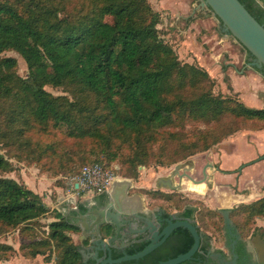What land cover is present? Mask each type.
Segmentation results:
<instances>
[{
    "label": "trees",
    "instance_id": "obj_1",
    "mask_svg": "<svg viewBox=\"0 0 264 264\" xmlns=\"http://www.w3.org/2000/svg\"><path fill=\"white\" fill-rule=\"evenodd\" d=\"M240 1L264 25V6L257 0ZM10 2L5 0L0 4V54L9 49L17 51L27 63L28 76L14 84L11 70L15 60L0 58V96L13 98L11 103L8 102V108H1L0 112L3 109L4 115L8 114V124L17 128L19 135L14 136L15 140L21 138L18 146L26 142L23 135L34 120L39 123L52 120L56 127L74 128L75 117L61 106L73 108L74 104L64 97L53 98L46 85H70L102 102L110 117H101L98 122H104L110 130L135 134L138 148L131 157V165L135 168L148 164L149 144L158 138L161 129L178 127L188 120H219L226 113L264 122V108H251L238 99L214 94L208 71L179 59L174 48L160 35L157 27L161 21L160 13L153 10L149 0H88L91 9L75 23L68 17L59 18L53 8L37 11L31 0ZM247 52L249 58H254ZM254 69L264 76V66H254ZM200 85V91H197ZM188 88L193 91L185 96L183 93ZM80 132H85L83 127ZM96 134L97 138H106L105 134ZM223 139L205 132L199 139L185 142L175 150L168 163L206 151ZM95 163L110 167L107 162L95 158L81 165L73 176L83 166ZM11 166L0 153V170L8 171ZM185 206L178 204L175 207L182 213ZM228 211L230 217H235L237 211L243 217H264V196ZM49 213V207L39 194L15 179L0 177V237L8 230L18 228L26 240L20 246L25 255L49 257L54 253L56 264H83L79 246L70 235L80 228L68 222L59 211L46 217L52 220L44 237L32 235L33 223ZM170 214L165 212V215ZM183 215L193 218L201 234L198 251L183 264H201L211 241L199 228L197 217H217V211L192 207ZM236 226L241 237L236 253L240 256L245 251L247 237L237 223ZM104 228L103 235L107 238L112 228L106 225L102 227L103 231ZM193 243L190 231L179 227L145 257L121 264H159L187 252ZM148 244V240L136 241L125 251L115 249L112 256L118 258L125 252L133 254ZM12 250V245L0 241V260L10 257L7 252Z\"/></svg>",
    "mask_w": 264,
    "mask_h": 264
},
{
    "label": "rangeland",
    "instance_id": "obj_2",
    "mask_svg": "<svg viewBox=\"0 0 264 264\" xmlns=\"http://www.w3.org/2000/svg\"><path fill=\"white\" fill-rule=\"evenodd\" d=\"M8 1L13 3L14 0ZM31 1L36 6L37 11L46 12V10L53 8L59 18L68 17L74 23L86 16V13L92 7L88 3V0ZM4 2L5 0H0V4ZM149 2L153 10L160 13L161 21L157 27L164 41L174 48L183 63L195 65L185 58L171 43L168 36L166 19L159 1L149 0ZM0 58H13L15 60L16 64L13 70H11V80L14 84L20 83L19 80L25 79L28 76L27 63L17 51L13 49L5 50L0 54ZM201 86L198 87L197 91H200ZM45 88L53 98L58 100V98L62 99L61 97H64L74 104L73 108L61 105L62 108L69 111L75 117L74 128L67 125L56 127L52 120L46 123H39L37 120H34L28 124L24 135L22 134L24 139H26V142L22 146H18V141L21 138H16L17 141L15 140V136L19 135L16 130L17 128H14L12 124H8L10 122L8 114L4 115L3 113V109L8 108V102L10 101L11 103L13 98L8 99L7 97L0 96V109L3 108L0 112V153L12 164L10 170H0V177L12 178L25 185L39 194L50 209L49 214L33 223V236L44 237L46 235L48 231L47 225L52 220V218L46 217H52L54 211H58L54 207L60 195L59 190H57L58 188L62 190L64 195H69V198H66L64 203L71 201L74 204L76 203L75 200L80 201L88 196L75 195L76 198H72L75 192L70 187L69 178L73 176V173L81 165L99 158L110 164V167H118L116 169L118 177L130 178L136 183L144 185L145 188L143 189H136V187L130 189L131 193L145 195L149 206L152 208L159 207L162 210L174 211L179 209L175 206L180 204L197 207V209L200 208L202 211L210 208L215 209L219 217H208L207 215L201 217V215L197 217V221L203 233L209 235L213 248L221 249L228 253L225 221L222 216H224L225 211L228 209L235 208L241 203L254 201V198L247 197L251 193L249 187H252L253 183L247 182L243 185L244 188L241 189L237 180L240 170L236 168L264 154L262 148L264 146V122L237 118L232 114L226 113L219 120L210 122L188 120L185 123L179 124L178 127L161 129L158 138L149 144L148 164L139 165L135 168L131 165V157L136 153L138 148L135 144L136 136L135 134L129 133L126 135L122 131L110 130L105 126L104 122H98L101 117H110L109 110L104 108L102 102L95 100L84 92H78L77 88L70 85H46ZM192 91L188 88L183 94L189 96V92ZM212 91L216 95L230 98L223 95L214 83ZM80 127H83L85 132H80ZM234 130L236 132L231 133ZM208 131L215 138L223 139L226 137L220 142L221 144L213 145L206 151L198 152L175 163H168L170 161L169 156L175 150L180 149L185 142L199 139L203 133ZM70 133H73V135H70ZM96 133L105 134L106 138H97L94 136L97 135ZM258 151L260 153L255 157ZM222 152H228L229 154L227 156L228 164L225 166L231 168L232 172L230 173L234 177L229 181L219 179L217 176L220 172L218 168ZM253 162L242 166V172H249V175L254 174L251 173L255 169ZM209 163L214 166L213 171L208 170L210 174L209 185H212V187L208 189L205 184H201L203 186V193L191 192L185 190L183 187L173 191L166 187L157 186V179L169 176L177 166L182 167V165V168H186L180 169V175L186 174L194 180H200L203 178V168ZM190 164H192L191 167ZM174 179L177 183L180 180L178 175ZM183 179L184 182H192L187 177ZM194 186L196 185L188 183V187ZM154 190L158 191L155 192ZM160 191L167 194H161L162 192ZM262 191L264 190L262 189ZM262 191L261 194L264 193ZM239 194H245L246 197L241 198L243 202L237 200L239 197L236 198V196ZM234 216H229L230 220L236 229V223L238 224L242 234L246 235L247 239L257 234H264V217H243L240 211L234 213ZM0 241L9 243L14 247V250L7 252V254H10V257L0 260V264H56L54 253L49 257L46 255L33 257L25 255L20 246L26 240L19 233L18 228H13L11 231L8 230L3 237H0Z\"/></svg>",
    "mask_w": 264,
    "mask_h": 264
},
{
    "label": "water",
    "instance_id": "obj_3",
    "mask_svg": "<svg viewBox=\"0 0 264 264\" xmlns=\"http://www.w3.org/2000/svg\"><path fill=\"white\" fill-rule=\"evenodd\" d=\"M158 1L166 19L171 43L185 58L207 70L223 95L238 99L253 108H264V76L254 69V66H264V25L244 4L240 0ZM244 48L253 55V60H250ZM257 159L263 160L264 154L236 169L241 171L242 166ZM210 168L214 169L211 163L203 168V178L194 180L186 174L180 175L181 167L177 166L169 176L160 178L157 186L173 191L180 189L173 183L176 175L181 184L184 177L194 183L206 181L207 170ZM132 185L131 179L112 178L107 191L67 211L66 220L80 225L86 234V240L78 244L83 262L90 259L96 264H121L139 260L161 246L179 227L187 228L192 234V247L159 264H182L192 259L200 247L201 234L193 218L177 217L178 214L184 216L183 212L192 207H185L182 213L149 207L139 193L128 194V188ZM162 211L171 213L172 218L153 216V213ZM224 221L228 242L230 233L238 235V231L229 218L228 210L225 211ZM163 222L167 224L162 228ZM106 225L112 228L107 238L103 235L106 228L104 231L102 229ZM198 226L201 229L199 223ZM138 237L149 241L141 251L133 254L125 252L118 258L112 256L115 249L125 251ZM247 241L254 247L257 258L262 262L260 264H264V234L251 236ZM94 246L97 249L90 252ZM100 252L102 256H99Z\"/></svg>",
    "mask_w": 264,
    "mask_h": 264
},
{
    "label": "crops",
    "instance_id": "obj_4",
    "mask_svg": "<svg viewBox=\"0 0 264 264\" xmlns=\"http://www.w3.org/2000/svg\"><path fill=\"white\" fill-rule=\"evenodd\" d=\"M262 6H264V0H257ZM247 106V105H246ZM249 107V106H248ZM221 144V143H220ZM236 146V145H235ZM234 146V147H235ZM234 147H233V149H234ZM263 148V151H264V146L262 147ZM232 149V150H233ZM231 150V151H232ZM230 151V152H231ZM229 152V153H230ZM259 151H258V153L255 155V157L256 156H258L259 155ZM229 154H228V152L227 153H225V152H222V155H221V157H220V161H219V164H220V166H219V168L218 169H220V172H219V174L217 175L218 176V178L219 179H222V180H225V181H229V180H232V178H234L233 176H232V174L230 173V172H232L230 169L231 168H228V167H226L225 165L226 164H228V162H227V160H228V156ZM243 163V162H242ZM254 163V165H255V169H253L252 170V172L251 173H254V174H252V175H249V172H242V170L241 171H239V173H238V182H239V184H240V188L242 189V188H244V184L245 183H247V182H251V183H253V186L252 187H249L250 188V190H251V193H250V195H248L247 197H250V198H254V201L255 200H257V199H259V198H261V197H263L264 196V193L263 194H261V191H262V189L264 190V160H261V161H258V160H256V161H254L253 162ZM184 169V168H183ZM209 170V169H208ZM180 172V171H179ZM242 175H245V176H242ZM175 178V177H174ZM127 179H130V178H127ZM132 180V182H133V185L130 187V188H128V194H132L131 193V190L130 189H132V188H134V187H136V189L137 188H139V189H143V188H145V186L144 185H142L141 183H136L133 179H131ZM174 180V182H177L175 179H173ZM184 180V179H183ZM183 180H182V182H183ZM47 183V182H46ZM156 183H158V179H157V181H156ZM207 184H208V189L209 188H211L212 187V185H209V181L208 182H206ZM109 189V188H108ZM108 189H106V190H104V191H102V192H105V191H107ZM57 190H59V196H58V200H57V202H56V204L54 205V207L59 211V212H61L64 216H65V218H66V213H67V211L70 209V208H72V207H74L75 205H77V204H79V203H81V202H84V201H86V200H88V199H90V198H92V197H94V196H96V195H98V194H100V193H102V192H90V193H86V194H84V196H86V195H88L87 197H84L83 199H81L80 201H76L75 200V202L76 203H71V201H68V203H64L65 202V199L66 198H69L68 196L69 195H64V193L62 192V190L61 189H57ZM262 192H264V191H262ZM89 194H92V195H89ZM136 194V193H135ZM140 194V193H139ZM258 194H260L259 196H257ZM75 195H78V196H81V195H83V194H77V193H75V194H73L72 195V198H76L75 197ZM142 197H143V201H144V203L147 205V206H149V202H148V200H147V198H146V196L145 195H142V194H140ZM242 197V198H245L246 196H245V194H239V195H237L236 196V198H238V197ZM237 200H239L240 202H243V199H237ZM245 201V200H244ZM247 201V200H246ZM64 203V204H63ZM150 207V206H149ZM185 207H191V206H189V205H186ZM184 207V208H185ZM157 208H159V207H157ZM160 209V208H159ZM71 224H73V223H71ZM74 225H76V224H74ZM76 226H78L79 228H80V231H78V232H70V235H71V237H72V239L74 240V243L75 244H79V243H81V242H83V241H85L86 240V234H85V232H84V230L81 228V226L80 225H76Z\"/></svg>",
    "mask_w": 264,
    "mask_h": 264
},
{
    "label": "flooded vegetation",
    "instance_id": "obj_5",
    "mask_svg": "<svg viewBox=\"0 0 264 264\" xmlns=\"http://www.w3.org/2000/svg\"><path fill=\"white\" fill-rule=\"evenodd\" d=\"M250 60H253V58H250ZM182 167H183V165H182ZM149 216H152V215H149ZM153 216H156L157 218H162V219H171L172 218L170 215H165V212H163V211L161 213H159V212L155 213V214L153 213ZM177 217L185 218L184 216L179 215V214L177 215ZM166 224L167 223L163 222L162 228ZM229 236L230 237H229V240L227 242L228 253L224 252L221 249H215L211 245L207 251V254H205L206 255L205 261L202 262L201 264H260V263H262L259 260V258H257V253H256L254 247H252L247 240L245 243V251L239 256L236 253V249L238 247V243H239V240L241 239V237L239 236V234L234 235L233 233H230ZM136 241H142V240L140 239V237H138L135 239V242ZM133 243H134V241H133ZM95 249H97L96 246H94V249H92L90 252L94 251ZM219 250H221L222 252H220ZM99 256H102L101 252L99 253ZM89 260L85 259L83 264H96L95 261H89ZM235 260H236V262H235Z\"/></svg>",
    "mask_w": 264,
    "mask_h": 264
},
{
    "label": "built area",
    "instance_id": "obj_6",
    "mask_svg": "<svg viewBox=\"0 0 264 264\" xmlns=\"http://www.w3.org/2000/svg\"><path fill=\"white\" fill-rule=\"evenodd\" d=\"M116 169L118 167H105L99 163L85 165L76 176L69 178L70 187L75 193L83 195L102 192L110 188L112 178L119 176Z\"/></svg>",
    "mask_w": 264,
    "mask_h": 264
},
{
    "label": "bare ground",
    "instance_id": "obj_7",
    "mask_svg": "<svg viewBox=\"0 0 264 264\" xmlns=\"http://www.w3.org/2000/svg\"><path fill=\"white\" fill-rule=\"evenodd\" d=\"M191 167V166H190ZM182 168V167H181ZM185 168V167H184ZM210 170L211 171H213V169H211L210 168ZM207 172H208V170H207ZM209 179H210V174L208 173V178H207V180L206 181H202V182H200V183H194V182H182V184L181 183H177V182H174L173 181V183L175 184V185H178L180 188H184L185 190H188V191H191V192H196V193H203L204 191H203V186H201V184H205L206 185V188H207V186H208V184L206 183V182H208L209 181ZM188 183H190L191 185H196V186H194V187H188ZM242 197H240L239 196V199H241Z\"/></svg>",
    "mask_w": 264,
    "mask_h": 264
}]
</instances>
